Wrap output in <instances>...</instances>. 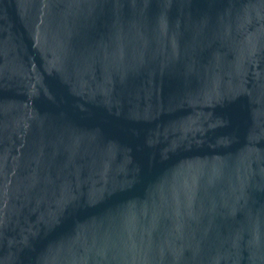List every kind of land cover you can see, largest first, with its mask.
Wrapping results in <instances>:
<instances>
[{"label":"water","instance_id":"obj_1","mask_svg":"<svg viewBox=\"0 0 264 264\" xmlns=\"http://www.w3.org/2000/svg\"><path fill=\"white\" fill-rule=\"evenodd\" d=\"M0 264H264V0H0Z\"/></svg>","mask_w":264,"mask_h":264}]
</instances>
